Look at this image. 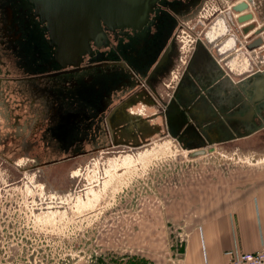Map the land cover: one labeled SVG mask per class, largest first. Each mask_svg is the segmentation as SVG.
Segmentation results:
<instances>
[{
    "label": "flooded vegetation",
    "instance_id": "obj_1",
    "mask_svg": "<svg viewBox=\"0 0 264 264\" xmlns=\"http://www.w3.org/2000/svg\"><path fill=\"white\" fill-rule=\"evenodd\" d=\"M242 1L248 2V9L236 11L234 5ZM218 3L222 7L210 12L208 0H155L137 10L143 13L139 19H100L98 35L89 37L84 47L64 51L31 0H0V122L6 123L0 129V156L9 161L18 157L22 166L33 161L48 168L63 161L79 162L103 148L141 146L149 142L153 130H145L135 112L126 115L124 108L146 95L161 110L203 111L205 119L210 117L205 125L196 117L183 122L180 113L172 125L163 122L179 141L200 140L196 129L213 140L223 139L229 128L219 131L218 112L228 109L220 103L235 100L233 82L251 73L258 53L264 54V43L250 46L264 37V0ZM247 12L253 17L239 27L238 16ZM218 18L227 21L224 32L215 25ZM197 21L195 30L200 33L194 37L191 23ZM235 27L244 41L231 32ZM216 33L219 36L214 37ZM239 41L249 55L237 67L242 74L237 77L229 62L234 66L240 61L235 52L231 54ZM230 110L227 117L238 121L233 115L237 109ZM241 129L242 138L249 135L245 126ZM84 167L79 162L70 169V178L81 175ZM36 172L29 175L38 181ZM39 183L47 193L46 184Z\"/></svg>",
    "mask_w": 264,
    "mask_h": 264
},
{
    "label": "rangeland",
    "instance_id": "obj_2",
    "mask_svg": "<svg viewBox=\"0 0 264 264\" xmlns=\"http://www.w3.org/2000/svg\"><path fill=\"white\" fill-rule=\"evenodd\" d=\"M218 1L208 0L210 12L222 7ZM197 23H191L194 37L200 33L195 30ZM231 32L244 41L236 27ZM234 52L241 58L249 55L240 41ZM233 70L237 77L242 75L236 74L237 68ZM146 99L132 108L153 114L156 124L148 127L153 130L149 142L132 149L123 145L103 148L94 156H84L79 162L85 167L75 169L82 170L75 178H70L69 171L79 162L63 161L45 168L33 161L22 166L16 162L18 157L9 161L0 156V264H176L200 185L213 183L216 169L263 164H251L256 159L248 140L244 146L252 153L240 155L231 154L240 140L218 143L196 128L200 140L179 141L163 126L168 123L164 115L154 114L163 110ZM179 113L183 122L195 119L187 111ZM195 114L204 116L203 111ZM241 122L233 124L239 130H227L223 141L241 133V126L246 125ZM5 125L0 122V129ZM254 136L256 148L264 150V128ZM199 149L205 152L195 153ZM124 152L125 156L120 155ZM33 171L38 181L29 175ZM55 190L70 193L62 198L51 194Z\"/></svg>",
    "mask_w": 264,
    "mask_h": 264
},
{
    "label": "crops",
    "instance_id": "obj_3",
    "mask_svg": "<svg viewBox=\"0 0 264 264\" xmlns=\"http://www.w3.org/2000/svg\"><path fill=\"white\" fill-rule=\"evenodd\" d=\"M220 25L221 23L217 24L216 21V26ZM225 41L223 40L221 44ZM258 54L259 63L264 66V54L260 52ZM238 60L240 61L234 66L229 62L231 71L239 67L238 65L242 66L243 58L238 56ZM238 69L236 74L241 73L240 68ZM234 97L235 100L232 103L224 100L220 103L224 109L228 110H221L218 115L220 127L228 126L230 130L235 131L239 129L233 128V124H238L240 120L228 118L227 113H231L229 111L232 108L239 111L242 101L237 93ZM201 118L203 119L200 120ZM198 119L200 125H205L204 122L208 117L206 116L205 119L204 116H199ZM143 128L148 130V127L143 126ZM257 132L258 130L245 138L254 147L252 157L256 161L251 164H263L216 169L213 183L200 185L197 202L190 208L188 223L191 227L177 264H229L228 250L256 251L262 247L264 243V161H257L264 159V150L256 148L258 147L257 137L253 138V136ZM244 143L241 142L240 145L235 146L231 154L252 153L248 146H244Z\"/></svg>",
    "mask_w": 264,
    "mask_h": 264
},
{
    "label": "water",
    "instance_id": "obj_4",
    "mask_svg": "<svg viewBox=\"0 0 264 264\" xmlns=\"http://www.w3.org/2000/svg\"><path fill=\"white\" fill-rule=\"evenodd\" d=\"M31 1L34 3L37 12L42 15L43 19L49 21L48 28L50 30L51 36L55 39L57 43L61 45L64 51H67L71 50L70 47L72 46L73 48L84 47L86 44L85 42L89 37L98 35L100 31L97 29V27L99 26L100 19H139L141 16H143V13H138L137 10L141 6H149L155 0ZM248 6V2L242 1L234 5V9L236 11H244L248 9ZM252 17L253 14L251 12L242 13L238 16V21L240 23H243ZM89 25H91L90 29ZM242 29L243 33L245 34L249 30L247 25L243 26ZM263 38L264 37L257 38L253 43L250 44V46H257L263 44ZM198 44L201 45V42ZM233 84L235 92L238 94L240 100L242 101V105L239 107V111L234 112L233 115L244 123L251 122V126L245 125L247 129L246 134H252L254 131L264 128V66L259 63V59H255L254 69L251 73L246 74L242 79L238 80L237 82H233ZM146 96H140L135 101L128 102V104L124 108V112L125 114H131L134 111L139 116L140 120L143 123V126L152 127V124H156L155 122L153 123V114H149L147 112L145 113L142 108H139V111H135L132 108V105H134V103L136 102L143 103V101H148L146 99L148 98V96ZM128 107H130L131 109L129 108L128 111H126ZM157 112H154V114L156 113V116ZM179 112V110H170L168 107H165L163 109V112L160 113H162L164 117L168 120V123L172 125V119L174 118V116L179 114ZM190 112L192 117L195 118L197 116L193 111ZM207 117L209 118V116ZM223 128L226 129V127L224 126L218 127L219 131L224 130ZM244 136L245 134H237L236 136H232L230 139H232L233 141L240 140L237 141V144L239 142L244 143L247 141L245 140L246 138H242ZM211 140L214 141L213 139ZM222 140L223 139L220 138L216 141L221 142ZM204 152L205 149H199L195 153Z\"/></svg>",
    "mask_w": 264,
    "mask_h": 264
},
{
    "label": "built area",
    "instance_id": "obj_5",
    "mask_svg": "<svg viewBox=\"0 0 264 264\" xmlns=\"http://www.w3.org/2000/svg\"><path fill=\"white\" fill-rule=\"evenodd\" d=\"M260 49L261 46L254 50L258 52ZM227 254L230 256L229 264H264V243L256 251L235 252L233 249H230L227 251Z\"/></svg>",
    "mask_w": 264,
    "mask_h": 264
},
{
    "label": "bare ground",
    "instance_id": "obj_6",
    "mask_svg": "<svg viewBox=\"0 0 264 264\" xmlns=\"http://www.w3.org/2000/svg\"><path fill=\"white\" fill-rule=\"evenodd\" d=\"M218 23H221V25H220V29L224 32V29H225V24L227 25V21L224 19V18H218V20H217V24ZM216 25V24H215ZM214 25V26H215ZM217 36H219V34H215L214 35V37H217ZM146 147H148V146H145L143 149H145ZM142 150V149H141ZM126 152V151H125ZM123 153V154H120V155H126V153H128V152H126V153ZM130 154H134L135 152H129ZM188 153V152H187ZM120 155H117V156H114V157H112V158H114L113 160H115L116 158H118ZM128 162H130V161H128ZM126 163V162H125ZM118 176H120V175H118ZM113 177H117V176H113ZM106 183V182H105ZM53 194V196H56L57 194L56 193H52ZM79 195V194H78ZM59 197H62V198H64V196H61V195H58ZM65 197H67V196H65ZM73 197V196H72ZM44 198H45V195H44ZM47 200V199H46ZM56 200V199H55ZM73 201V200H72ZM56 202H58V201H56ZM47 203V202H46ZM45 203V204H46ZM48 204V203H47ZM64 204V203H63ZM45 207H47V206H45ZM59 207V206H58ZM54 208H56V207H54ZM65 209V208H64Z\"/></svg>",
    "mask_w": 264,
    "mask_h": 264
}]
</instances>
